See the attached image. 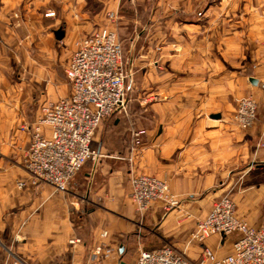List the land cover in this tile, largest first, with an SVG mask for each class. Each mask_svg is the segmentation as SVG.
Returning <instances> with one entry per match:
<instances>
[{
	"label": "crops",
	"instance_id": "crops-1",
	"mask_svg": "<svg viewBox=\"0 0 264 264\" xmlns=\"http://www.w3.org/2000/svg\"><path fill=\"white\" fill-rule=\"evenodd\" d=\"M206 2L171 0L164 22L157 6L138 5L147 22L126 24L119 0L0 1V264H84L100 240L115 257L102 264H133L139 250L165 244L193 264L204 246L221 258L238 232L203 242L190 232L226 193L237 218L264 223V0ZM109 10L129 35L118 37L126 92L148 91L149 115L125 126L120 114L104 119L92 141L104 155L88 160L67 190L32 184L23 167L30 130L20 128L44 103L69 94L73 43L107 23ZM245 95L257 102L249 128L232 120ZM137 128L147 136L133 150L129 133ZM138 174L166 180L177 204L157 201L137 212L130 191Z\"/></svg>",
	"mask_w": 264,
	"mask_h": 264
},
{
	"label": "built area",
	"instance_id": "built-area-1",
	"mask_svg": "<svg viewBox=\"0 0 264 264\" xmlns=\"http://www.w3.org/2000/svg\"><path fill=\"white\" fill-rule=\"evenodd\" d=\"M44 15L53 16L54 12L48 11ZM116 15L113 10L107 11L108 23L75 39L65 68L69 94L44 103L33 124L29 128L25 125L20 128L30 130L23 167L32 184L45 182L56 190L65 191L71 178L88 160L97 162L104 155L92 145L94 133L104 119L125 111L127 104L125 83L129 71L123 65L122 45L112 25ZM256 116L257 102L251 95L236 101L232 120L239 127L249 128ZM146 136L145 128L131 132L133 150L143 145ZM260 145L264 146V143ZM127 159L132 161V153ZM17 184L23 187L26 181L19 180ZM130 197L139 213L152 202H163L166 207L177 204L166 180L150 174L132 177ZM232 232H238L239 236L230 254L218 258L204 246L198 264H264V223L256 228L237 218L235 203L228 193L217 199L207 216L196 223L190 232V240L203 242L211 234ZM106 234L103 231L101 238ZM112 254L113 250L100 240L84 264H102L108 257L115 258ZM17 263L16 260L13 262ZM133 264L193 263L183 252L165 244L152 250H139Z\"/></svg>",
	"mask_w": 264,
	"mask_h": 264
},
{
	"label": "rangeland",
	"instance_id": "rangeland-1",
	"mask_svg": "<svg viewBox=\"0 0 264 264\" xmlns=\"http://www.w3.org/2000/svg\"><path fill=\"white\" fill-rule=\"evenodd\" d=\"M206 1H207L206 2L207 4L213 3L214 1L222 2V0H206ZM149 3H151L152 6H157L162 11L160 14V16L162 15L160 18V22H164L166 19V16L168 15L167 12H169L168 8L170 6L169 4L171 3V0H149V1L148 0H119L118 6H119V9L122 8L123 11H125L124 12L126 13L125 16H127L126 24H129L130 22H147L149 13L148 15L146 13L143 14L142 12L139 13L140 11L139 9H137L138 8L137 6L139 5L140 7V5H143V6L146 5L147 12H148L149 7H150ZM90 6L93 9L97 10L100 5L97 1H93L90 3ZM105 14H106V11L104 13V18L106 17ZM136 15L138 16L137 19L135 18ZM130 17L133 18L134 20L132 21ZM103 24H106V23H103ZM112 25L116 28L117 35L118 37H120L121 40L127 39V37L129 36L128 31L127 29L122 28L124 24H122V22L120 23V19L118 15H116L115 22ZM123 48H124V42H123ZM125 86H126V83H125ZM245 96H248V95H245ZM139 100H141V104L139 103ZM148 102H149L148 91L145 92V90H143L141 93V91H138L135 88L132 93L127 94V104H126L125 111L115 112L114 114H120L122 116L121 124L125 126L128 120L127 118L134 120V119H139L141 117H148L149 115ZM114 114H112L109 118H113ZM132 131L133 130H131L129 133V138H130Z\"/></svg>",
	"mask_w": 264,
	"mask_h": 264
},
{
	"label": "water",
	"instance_id": "water-1",
	"mask_svg": "<svg viewBox=\"0 0 264 264\" xmlns=\"http://www.w3.org/2000/svg\"><path fill=\"white\" fill-rule=\"evenodd\" d=\"M124 264V263H123Z\"/></svg>",
	"mask_w": 264,
	"mask_h": 264
}]
</instances>
